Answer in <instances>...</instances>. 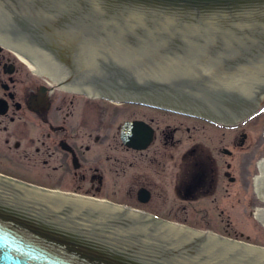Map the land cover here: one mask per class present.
<instances>
[{
  "label": "flooded vegetation",
  "instance_id": "af4514ba",
  "mask_svg": "<svg viewBox=\"0 0 264 264\" xmlns=\"http://www.w3.org/2000/svg\"><path fill=\"white\" fill-rule=\"evenodd\" d=\"M32 65L0 42L1 174L100 197H117L120 189L131 204L169 216L184 213L186 205L218 208L250 197L254 207L255 200L264 201L256 189L263 142L250 131L261 113L233 125L118 103L67 90ZM121 114L126 118L120 120ZM184 116L195 120L192 126ZM249 142L251 155L243 151Z\"/></svg>",
  "mask_w": 264,
  "mask_h": 264
},
{
  "label": "water",
  "instance_id": "95a60500",
  "mask_svg": "<svg viewBox=\"0 0 264 264\" xmlns=\"http://www.w3.org/2000/svg\"><path fill=\"white\" fill-rule=\"evenodd\" d=\"M48 1H52L50 12L64 4L85 14V25L73 27L66 17L58 21V33L84 30L81 38L115 37L118 45L132 49L134 59L144 58L157 71L164 70V75L171 74L175 68L171 65L179 68L194 62L218 63L217 70L225 75L246 66L260 70L262 59L254 58L256 55L230 51L232 43L251 41L248 36L242 32L243 36H232L231 30H216L215 26L245 24L264 29V0ZM58 9L54 13L59 15L62 12ZM99 10L107 12L106 19L94 13ZM143 51L153 53L144 56ZM179 70L191 74L189 70ZM228 77L216 76L224 80ZM111 100L150 104L210 119L140 100ZM258 163L256 189L264 200V153ZM254 207V217L264 230L260 222L264 223V201L255 200ZM0 264H264V249L244 247L133 212L0 179Z\"/></svg>",
  "mask_w": 264,
  "mask_h": 264
},
{
  "label": "bare ground",
  "instance_id": "6f19581e",
  "mask_svg": "<svg viewBox=\"0 0 264 264\" xmlns=\"http://www.w3.org/2000/svg\"><path fill=\"white\" fill-rule=\"evenodd\" d=\"M24 2L28 4L23 5ZM30 3H36L37 5H30ZM51 3L52 1L48 0H12L14 5L9 4L8 6V3L5 5L0 0V42L27 57L36 66L39 73L48 74L56 82H64L62 85L67 90L85 92L92 96H106L111 99L145 101L230 124L237 120H243L245 116L254 113L261 106L264 97V73L258 74L256 70H252L247 66L242 68L240 72L227 73V75L221 74L217 70L220 67L218 63V65L203 64L201 66L200 62H194L179 66L185 71H191V74H195L196 77L198 75L229 76L225 80L214 78L206 86L209 90L198 86L201 82L195 76L192 79L187 78L189 80L187 82L193 83L200 89L188 90L182 83L184 79H178L174 81V84L160 86L148 84L143 86L141 80L138 81L135 77L141 72L132 73V69L136 66L133 56H136V54L132 49L118 45V40L115 37L109 39L96 38L95 40L86 37L81 38L84 35L82 30L72 31L68 34L59 33L60 35L57 34V36L55 33H52L54 35L43 33L48 23L58 24V21L65 17L68 18V16L71 21L69 25L73 27L86 24L84 23L85 14L76 13L75 9L69 8V5L60 4L57 6L58 4H56L57 9L60 8L61 10H58L62 12L59 15L54 13L57 9H53L51 12L48 11V14L42 13L41 9H46V6L49 8ZM94 13L102 16L101 12L94 11ZM39 15L42 17H39ZM39 19L48 21L45 23L46 25H41L40 29ZM66 23L68 22L66 21ZM79 29L81 28L79 27ZM29 45L34 46L29 47ZM152 53L143 51L144 56H151ZM258 57L254 56V58ZM41 61L49 69H43L44 67L39 65ZM197 68L201 70V73L194 71ZM0 179L133 212L244 247L264 249V246L231 239L211 230L204 231L182 223L168 221L153 214L137 211L130 206L118 205L105 199L32 186L16 178L10 179L2 175H0Z\"/></svg>",
  "mask_w": 264,
  "mask_h": 264
},
{
  "label": "rangeland",
  "instance_id": "374dc122",
  "mask_svg": "<svg viewBox=\"0 0 264 264\" xmlns=\"http://www.w3.org/2000/svg\"><path fill=\"white\" fill-rule=\"evenodd\" d=\"M2 2H4L5 5H7L8 3V6L9 4L10 5L12 4V0H2ZM22 4L27 5L28 3L24 2ZM30 5H37V4L30 3ZM89 9H92V8L89 7ZM41 10H42L41 11L42 13L44 12L45 14H48V10H49L48 7H46V9H41ZM35 13L37 12L35 11ZM101 13H102V16L105 17L106 19L107 12L101 11ZM39 17H42V16L39 15ZM39 20H40L39 29L41 25H46L45 23L48 22L47 20L45 21L43 19H39ZM219 26L220 25L218 26L216 25L215 29L225 30V31L231 30L232 36H243L240 34V32H242L243 34H245L244 36H248L250 38L251 41L249 42L247 40H242L240 43H237V44L232 43L231 44L232 47L230 51L234 49L236 53H250V54L259 56L258 58L262 59L259 64L260 72L258 70H256V72L264 73V29L253 28L245 24H236L232 26L231 28H225V27L217 28ZM198 27L206 28L204 25L203 26L196 25V28ZM247 29L249 30L253 29V30L248 31ZM58 31H59L58 24L50 22L47 24L43 33L48 34V35L49 34L54 35L52 33H55L57 36V34L60 35ZM221 35L223 36V34ZM30 46H34V45H29V47ZM257 54H261V56ZM35 60L38 63L37 57ZM133 61H135L136 66L135 68L132 69V73L137 74L141 72V74H139L138 76L136 75L135 77L138 81L139 79L141 80L140 82L143 86H146L148 84L155 85V86L174 84V81L178 79H184L182 83L184 84V86L188 88V90L200 89L197 86H195L193 83L187 82L189 81L187 80V78L192 79V77L193 76L196 77V75L195 74L191 75V74L184 73L183 71H180L179 68L176 67L177 65H171V67H175V68H172L171 74L164 75L165 74V72H163L164 70L160 69L157 71V69L155 67H151V63L149 61L146 62L144 58L137 57ZM39 65L41 67H44L43 69H49L43 61L39 62ZM32 66L35 67V65H32ZM195 71L197 73H201L197 69ZM43 77L44 79L54 83L53 79L48 74H44ZM198 77L196 78L198 79V81L201 82L199 83L200 85L198 86H201V88H204L207 90H209L208 88H206L207 84L209 85L214 80V78H216V76L214 75L212 76L198 75ZM218 79L220 80L222 78H218ZM168 88H172V87H168ZM258 112L261 113L262 121L256 127H252L250 131L252 133L253 139L259 138L263 142V145H262V149H263L262 154H263L264 153V138L261 139V136L264 137V97L261 101V106L259 107ZM170 117L173 118L172 115ZM124 118H126V115L121 114L120 120H123ZM184 118L186 119L185 125L192 126L193 121L195 122V120L191 119L190 117L184 116ZM184 133H185V139H187L188 132L184 131ZM201 133L202 135L204 134L205 136L209 134L207 132L206 133L201 132ZM234 134H235V131H234ZM187 142H190V141L186 140L185 143L187 144ZM251 143L253 142H249L247 147L243 149V151L247 153L248 155H251V153H253V151H251L250 148H248V146H250ZM261 155L259 156V154H257V163ZM28 179L31 180L29 182L34 183L38 186L51 188L49 186H46L45 184L37 183V181H35L34 179H31L30 176L28 177ZM57 190L74 192V190H70V189H57ZM119 191H120L119 192L120 194H118L117 197H113L112 195H109L108 197H105V196L104 197L96 196V197L106 199L114 203L132 206L133 208H136L139 210L143 209L142 207L144 206H140V205L136 206L134 204H131L129 200L127 199V196H125L124 194L125 192L123 190L119 189ZM79 193L86 194L84 192H79ZM185 207L186 209L184 210V213L185 211H187L186 213L188 214L181 213L179 215L169 216V214L163 213V214H155V215L163 219H166L168 221L182 223V224H185V225H188L193 228L200 229V230H204V231L211 230L217 234H220L222 236H226L231 239L238 240V241L246 242V243L257 245V246H264V230L254 217L253 204H252V199L250 197L249 199L247 198L241 202H238L236 200H234L233 202L231 200L224 201L223 204L219 205L218 208L216 205H210V204L186 205ZM221 209L224 210V214L219 216L218 214Z\"/></svg>",
  "mask_w": 264,
  "mask_h": 264
}]
</instances>
